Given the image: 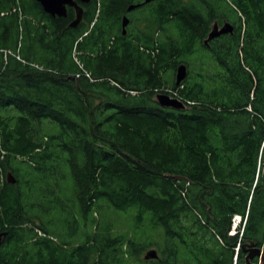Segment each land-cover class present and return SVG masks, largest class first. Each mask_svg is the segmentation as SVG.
Here are the masks:
<instances>
[{
	"label": "trees",
	"instance_id": "obj_1",
	"mask_svg": "<svg viewBox=\"0 0 264 264\" xmlns=\"http://www.w3.org/2000/svg\"><path fill=\"white\" fill-rule=\"evenodd\" d=\"M78 4L71 26L73 6L0 0V264H244L264 244V0ZM214 22L232 32L204 44ZM121 215L155 236L114 234Z\"/></svg>",
	"mask_w": 264,
	"mask_h": 264
},
{
	"label": "water",
	"instance_id": "obj_2",
	"mask_svg": "<svg viewBox=\"0 0 264 264\" xmlns=\"http://www.w3.org/2000/svg\"><path fill=\"white\" fill-rule=\"evenodd\" d=\"M39 2V4L42 6L43 10L52 15H58V16H64L66 14V9L67 6H73L76 10V17L75 19L71 22V26H76V24L79 22L81 19V14H82V7L78 4V2L85 3L88 2L89 0H36ZM149 0H145L147 2ZM140 4H134L130 5L127 10L130 11L134 9L135 7H138ZM129 19L124 16L122 19V33H125V27L128 24ZM232 32V25L229 22H224L223 24H218L217 22H214L212 25L211 30L209 31L207 37L204 40V44H207V42L214 37L219 36L220 34L223 33H230ZM186 76V66L184 64H179L176 68V74H175V83L179 84L181 80H183ZM156 100L159 103V105L163 107H171L175 109H184L186 108L185 104L179 100L178 98L174 96H170L169 94L166 93H158L156 96ZM10 181H13V179L10 177ZM4 235L3 232L0 233V237ZM264 249V244L262 245ZM262 249V247H255V246H250V249L247 253L246 256V262L247 264H255V262H249V259H253L252 255L253 253H257ZM252 250L254 252H252ZM157 257V251L155 249H149L145 252L143 255V258L145 260L148 259H153ZM260 264H264V251H263V259L261 260Z\"/></svg>",
	"mask_w": 264,
	"mask_h": 264
},
{
	"label": "rangeland",
	"instance_id": "obj_3",
	"mask_svg": "<svg viewBox=\"0 0 264 264\" xmlns=\"http://www.w3.org/2000/svg\"><path fill=\"white\" fill-rule=\"evenodd\" d=\"M164 87V86H163ZM166 87L162 88L164 90H167L169 92H171V90L165 89ZM170 95V93H169ZM234 219V218H233ZM237 221V220H233ZM114 234H122L123 236H125V238H139V240L143 239V238H150V234H152V236H155V229H153V227L150 226L149 223V219H146V221L144 222V224H136L133 219L128 216V215H124V216H119L116 219L115 222V227H114ZM123 249H125V247L123 246ZM149 249H155V248H146L143 252H141L139 254V256L133 255L129 252L130 255H126L127 256V261L130 264H142L141 260L143 259V255L145 254V252ZM250 247L246 248L247 251H249ZM263 246L262 249H260L259 252L257 253H253L252 255L253 258H256V262L255 264H260L261 260L263 259ZM252 252H254L252 250ZM247 256V255H246ZM246 256H245V262L244 264H247L248 262H246ZM252 260V259H251ZM251 260L249 259V262H251ZM252 263V262H251Z\"/></svg>",
	"mask_w": 264,
	"mask_h": 264
},
{
	"label": "built area",
	"instance_id": "obj_4",
	"mask_svg": "<svg viewBox=\"0 0 264 264\" xmlns=\"http://www.w3.org/2000/svg\"><path fill=\"white\" fill-rule=\"evenodd\" d=\"M88 75V74H87Z\"/></svg>",
	"mask_w": 264,
	"mask_h": 264
}]
</instances>
